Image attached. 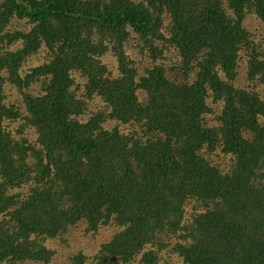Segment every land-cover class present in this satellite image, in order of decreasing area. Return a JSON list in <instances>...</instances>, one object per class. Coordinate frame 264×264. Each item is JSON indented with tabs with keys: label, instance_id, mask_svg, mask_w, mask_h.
<instances>
[{
	"label": "trees",
	"instance_id": "16d2710c",
	"mask_svg": "<svg viewBox=\"0 0 264 264\" xmlns=\"http://www.w3.org/2000/svg\"><path fill=\"white\" fill-rule=\"evenodd\" d=\"M247 13L264 27V0H0V264H51L47 242L81 224L115 232L65 264H264V46ZM94 95L103 110L80 120Z\"/></svg>",
	"mask_w": 264,
	"mask_h": 264
},
{
	"label": "rangeland",
	"instance_id": "374dc122",
	"mask_svg": "<svg viewBox=\"0 0 264 264\" xmlns=\"http://www.w3.org/2000/svg\"><path fill=\"white\" fill-rule=\"evenodd\" d=\"M229 13H232V11L229 10ZM11 23H13V25ZM11 23H10L11 24L10 28L13 31L14 30L26 31L29 30L31 27V25L25 19L19 20L14 18L11 21ZM243 25L248 30L251 36H254V33H256L257 31L261 33L260 35L262 36V38L260 39V41L263 42V46H264V27L262 28L261 21L256 17L254 13H247L245 18L243 19ZM134 41L135 40L130 38L129 41L126 42L125 48L129 58H131L136 63L135 66L137 67L138 72L141 75L143 74L142 71V69L144 68L143 63H146L147 61H149V59L141 54L140 50L135 46ZM21 45L22 42L19 41L11 44V46L6 47V49H15L17 47H20ZM167 55L173 57V52L169 51ZM49 59H50V53L48 52L46 46H44L39 50L38 55H36L33 58L32 66L48 62ZM101 60L102 62H104V64L107 65L108 70L111 72L110 76L112 78L119 76L117 58L111 51H108L107 53L102 55ZM167 75H173V73H167ZM73 77L75 78V85L72 87V90L78 95L79 94L83 95L85 92L84 89V84L86 81L85 78L81 76L79 72H73ZM247 77H248V70L246 67V62L241 61L238 67V75H237L236 83L242 87H248L250 82L247 80ZM41 80L42 79L38 80L35 84H33L30 91L38 92L41 89L40 86H42L43 84V81ZM14 87L10 86L8 82L5 83L4 92L6 94H13L10 97L7 96V98H5V102L8 104L9 100L12 101L14 97H18L13 101L17 105H20L21 104L20 99L22 98L21 97L22 95H20V93L18 92L19 90H16V88ZM141 96L142 94H140V97ZM210 101H211V97L208 98V102ZM104 104L105 102L102 101L99 96L94 95L93 98L87 101L85 114L80 115L79 119L82 121H86L88 117L92 116L95 113L101 112L103 110ZM18 123H15V125H18ZM214 123L215 121H211L209 125H213ZM105 125L109 128H112L114 127V125L119 126V122H116V120H113L112 122L106 121ZM28 129L29 131H32V127H28ZM119 129L122 133L130 132L129 129L126 128L125 124L120 125ZM214 162L218 163L223 169L229 168L230 160L223 154H220V158L215 159ZM84 226L85 224H81L76 227H71V230L68 231L67 241L62 242V244L60 243L59 240H52L47 242L48 246L56 249L57 251L53 259V262L51 264H65L69 256L80 250L85 253L93 254L98 250V248L100 247L99 245L103 242H106L115 232V229H113L110 226H106V227H102L97 233H89V232L85 233L82 230ZM169 258L171 259L172 262H175L176 260V262L173 264H183L179 259L174 258L173 256Z\"/></svg>",
	"mask_w": 264,
	"mask_h": 264
},
{
	"label": "clouds",
	"instance_id": "9594fccd",
	"mask_svg": "<svg viewBox=\"0 0 264 264\" xmlns=\"http://www.w3.org/2000/svg\"><path fill=\"white\" fill-rule=\"evenodd\" d=\"M8 29L10 30L11 28H10V25L8 26ZM11 31H13L12 29H11Z\"/></svg>",
	"mask_w": 264,
	"mask_h": 264
}]
</instances>
